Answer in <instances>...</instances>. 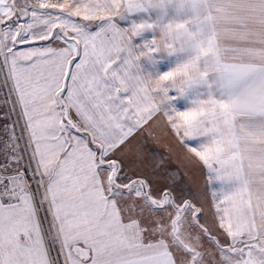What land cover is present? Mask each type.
<instances>
[{"label": "snow or ice", "instance_id": "6c2138e0", "mask_svg": "<svg viewBox=\"0 0 264 264\" xmlns=\"http://www.w3.org/2000/svg\"><path fill=\"white\" fill-rule=\"evenodd\" d=\"M0 264H264V0H0Z\"/></svg>", "mask_w": 264, "mask_h": 264}, {"label": "rangeland", "instance_id": "374dc122", "mask_svg": "<svg viewBox=\"0 0 264 264\" xmlns=\"http://www.w3.org/2000/svg\"><path fill=\"white\" fill-rule=\"evenodd\" d=\"M132 15V18H139L140 16H143L144 15V13H142V12H140V13H133V14H131ZM151 35V33H148V32H146V33H144L143 34V36L146 38V37H148V36H150ZM137 40H139L140 39V37H137L136 38Z\"/></svg>", "mask_w": 264, "mask_h": 264}]
</instances>
